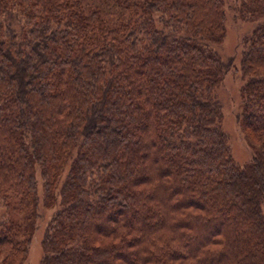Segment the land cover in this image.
Listing matches in <instances>:
<instances>
[{
  "label": "trees",
  "instance_id": "trees-1",
  "mask_svg": "<svg viewBox=\"0 0 264 264\" xmlns=\"http://www.w3.org/2000/svg\"><path fill=\"white\" fill-rule=\"evenodd\" d=\"M234 2L257 22L244 164L216 97L228 0H0L1 264L41 202L39 264H264V0Z\"/></svg>",
  "mask_w": 264,
  "mask_h": 264
},
{
  "label": "rangeland",
  "instance_id": "rangeland-1",
  "mask_svg": "<svg viewBox=\"0 0 264 264\" xmlns=\"http://www.w3.org/2000/svg\"><path fill=\"white\" fill-rule=\"evenodd\" d=\"M228 6L225 36L216 48L224 60L228 61L232 58L233 64L216 91V97L222 104V126L228 134L232 155L238 163L244 164L252 158L253 153L237 117L241 110V88L245 83L241 71V55L244 49L243 38L252 32L257 22L241 18L234 0H228ZM42 182L40 179V194L43 193ZM5 209L7 208L0 206V212H4ZM39 211L41 216L37 221L38 228L32 235L28 245L27 258L22 264H39L44 254L42 239L47 222L54 210L46 208L41 202ZM12 215L18 221H22L18 210H13ZM1 258L2 255L0 254V264Z\"/></svg>",
  "mask_w": 264,
  "mask_h": 264
}]
</instances>
